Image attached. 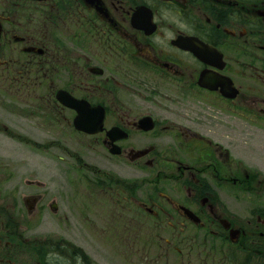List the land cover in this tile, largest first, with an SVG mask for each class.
Listing matches in <instances>:
<instances>
[{
  "label": "flooded vegetation",
  "instance_id": "flooded-vegetation-1",
  "mask_svg": "<svg viewBox=\"0 0 264 264\" xmlns=\"http://www.w3.org/2000/svg\"><path fill=\"white\" fill-rule=\"evenodd\" d=\"M0 175V264H97L19 231L94 210L139 264H264V0H0Z\"/></svg>",
  "mask_w": 264,
  "mask_h": 264
},
{
  "label": "rangeland",
  "instance_id": "rangeland-1",
  "mask_svg": "<svg viewBox=\"0 0 264 264\" xmlns=\"http://www.w3.org/2000/svg\"><path fill=\"white\" fill-rule=\"evenodd\" d=\"M50 166L53 169L51 168L49 172L54 173L59 172L61 167V165ZM45 167V165L39 163L12 166L13 172L17 173L12 185L16 183L21 188L22 193L20 195L28 194V180L40 179L42 182L47 180L45 177L48 174L45 175V172H47ZM65 167L68 168V166H64L63 168L65 169ZM10 171L8 169L3 172L7 174ZM72 171L74 173L77 172L75 170ZM1 178L0 175V182ZM98 213L100 212L97 210L86 213L88 220L83 225L79 223L75 224V213H66L67 217L62 218L60 224H58L54 217L50 218L49 216L45 217V221L43 220L42 223L36 222L35 228H31L27 232L26 229L21 228L19 231L29 241L35 239L44 240L45 237L51 236L49 242L51 251H59V241L63 239L66 244L65 252H81L85 255L83 262H86L85 257L89 256L97 264H139V240L135 239V242L131 243L128 236V239H125V235H129L128 232H131L134 237H140L142 235V227H145L143 220H139L135 213L116 211L113 214L115 218L108 224L109 236L107 238L105 221L101 216H97ZM48 220L52 223L50 226H45ZM77 226H82L80 228L82 234L79 233V228H76ZM40 251L38 245L35 244L33 252L38 253Z\"/></svg>",
  "mask_w": 264,
  "mask_h": 264
}]
</instances>
